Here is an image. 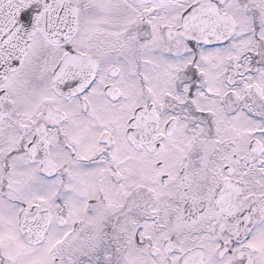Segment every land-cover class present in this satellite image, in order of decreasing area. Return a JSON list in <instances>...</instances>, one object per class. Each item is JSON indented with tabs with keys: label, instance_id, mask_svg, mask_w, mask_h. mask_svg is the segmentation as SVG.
Returning a JSON list of instances; mask_svg holds the SVG:
<instances>
[{
	"label": "snow or ice",
	"instance_id": "6c2138e0",
	"mask_svg": "<svg viewBox=\"0 0 264 264\" xmlns=\"http://www.w3.org/2000/svg\"><path fill=\"white\" fill-rule=\"evenodd\" d=\"M0 264H264V0H0Z\"/></svg>",
	"mask_w": 264,
	"mask_h": 264
}]
</instances>
